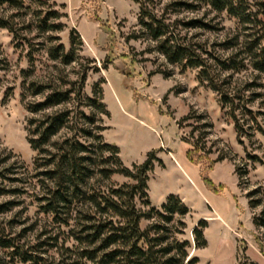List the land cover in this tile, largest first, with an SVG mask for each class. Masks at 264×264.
I'll return each instance as SVG.
<instances>
[{
    "label": "trees",
    "instance_id": "obj_1",
    "mask_svg": "<svg viewBox=\"0 0 264 264\" xmlns=\"http://www.w3.org/2000/svg\"><path fill=\"white\" fill-rule=\"evenodd\" d=\"M138 5V29L127 39H142L148 43L147 52L154 53L165 65H178L182 71L197 69V80L216 93L222 110L231 118L238 141L249 138L253 130L264 133L256 124V115L248 107L262 93L252 92L249 96L231 85L232 75L248 64L258 73H264V22L260 33L245 42L244 57L238 47L237 37L226 39L209 48L203 42L189 35L191 30L212 31L217 27L206 21V14L226 12L242 25L256 23V13L244 0H132ZM42 0H0V28L7 29L14 39L19 38L30 47L31 39L20 35L18 24L31 34L51 33L61 30L56 11L44 9L31 11L33 5H45ZM264 8L260 4L259 10ZM202 17H187L184 14L199 13ZM18 20V21H16ZM19 22V23H18ZM73 34V32H71ZM50 41L56 40L53 35ZM74 44V37L70 36ZM215 46L223 52L218 54ZM48 56L60 64L69 65L76 60L73 48L68 52L59 44L50 46ZM29 59L31 53H29ZM78 59V58H77ZM90 61V60H89ZM88 61V62H89ZM75 80L51 81L31 80L23 84L24 94L40 97L38 101L26 103L30 114H41L27 120V142L36 152L34 166L40 194L35 196L39 212L46 221L39 225L37 219L27 223L10 219L0 222V264H196L197 257L189 255L190 241L178 239L183 233L185 223L182 218L189 212L188 207L174 194H169L159 209L149 207L147 211L137 206L140 201L150 206L148 200L149 173L160 160L150 151L142 163L125 166L116 145L104 142L98 131L104 129L97 123V113L108 114L100 102L101 89L96 85L93 96L83 93L87 72L99 71L92 62ZM109 62L103 60L101 68L107 69ZM30 71L23 72L26 76ZM169 76V72L155 71ZM153 74V73H152ZM228 74V75H225ZM261 86L255 83L245 85ZM253 91V90H252ZM189 113L181 121L192 116ZM194 115V114H192ZM200 122L193 127L198 132L193 141H186L192 148L186 151L187 159L199 166V176L204 186L220 193L223 185L214 184L209 173L215 162L205 150L204 139L212 124L205 114L194 117ZM252 120L254 126L247 125ZM203 121V122H202ZM253 162L264 165L256 157L249 156ZM223 159V158H222ZM0 177H6L8 168L1 167ZM248 171L238 168V178L243 180ZM119 174L128 179L121 184L110 183L111 176ZM17 181L15 178H8ZM97 185V186H95ZM104 186V189L101 187ZM21 190V189H20ZM19 188L6 189L0 183V196L20 192ZM255 196H258L254 198ZM264 190L261 187L246 194L251 209L262 205ZM19 201H0V216L10 212ZM142 220L150 223L142 228ZM257 231L264 235V207L252 218ZM19 229H15L16 226ZM205 226V221H199ZM195 247L201 248L206 241L200 229H193ZM260 235V234H259ZM256 234V244L264 255V239ZM32 240H27L29 237ZM264 238V237H263ZM240 264H253L240 262Z\"/></svg>",
    "mask_w": 264,
    "mask_h": 264
},
{
    "label": "rangeland",
    "instance_id": "obj_2",
    "mask_svg": "<svg viewBox=\"0 0 264 264\" xmlns=\"http://www.w3.org/2000/svg\"><path fill=\"white\" fill-rule=\"evenodd\" d=\"M42 1H46L45 5L35 4L31 11H56L58 19L54 23H60L61 30L51 33L33 30L27 34L18 24L19 34L31 39L30 47L19 38L14 39L7 29L0 28V160L5 159L1 167L9 170L6 177L17 179L10 182L8 178L0 177V183L6 189H21L17 194L0 196V201H19L10 212L0 216V222L14 218L20 221L27 219V223H31L37 219V223L42 225L46 221L35 199L41 193L34 166L36 152L27 142L26 131L27 120L41 114H30L25 105L40 100V97H23V84L31 80L56 84L62 80L73 81L91 67L92 61L100 69L87 72L83 93L92 97L95 85L101 89L100 102L108 111V114L96 115L100 119L97 125L104 127L98 131L102 140L118 147L119 157L125 166L142 163L150 151L161 163L156 162L155 169L149 173L150 206H144L140 201H137V206L143 211L149 207L159 209L169 193L181 191L185 193L189 212L182 218L185 227L177 237L190 241L189 255L198 258L196 264H240L242 261L264 264V255L256 244V234H260L262 239L264 235L252 223L253 216L264 207V197L262 205L255 209L249 207L246 198V194L257 187L264 190V165L248 158L256 156L264 162V133L253 130L249 138L241 137L240 143L231 118L219 106L216 93L198 82L197 69L182 71L178 65H165L156 54L147 52L149 45L146 41L127 39L138 29V5L132 0ZM244 1L256 13V23L242 25L226 12H211L205 19L217 29L191 30L189 35H194L195 40L208 48L237 37V48L242 51L240 57H244L245 42L260 33L258 21L264 22V8L259 10L264 0ZM203 13L184 15L186 18L202 17ZM52 35L57 39L50 41ZM71 35L75 39L74 44L71 43ZM59 44L65 52L73 48L78 59L69 65L50 59L49 47ZM219 48L215 46L216 53L220 55L230 53V50L223 52ZM103 60L109 62L107 69L101 68ZM27 71L30 72L26 76L23 72ZM155 71L169 72L170 75L166 77ZM229 73L232 75L231 85L244 96L252 92L262 93V97L255 98L248 107L255 115L264 113V73H258L248 64L237 72ZM249 83L261 86L244 90L243 87ZM189 113L192 117L181 121ZM198 114H205L212 124L203 141L205 150L209 151L207 156L212 160L220 159L209 173L214 184L223 185L220 193L204 186L199 166L191 163L185 155L192 148L186 141H193L198 135L193 131V127L200 124L194 118ZM254 123L250 119L247 121V125L264 129V115H256ZM180 152L196 168L193 170L203 188L202 193L205 191L208 195L211 207L205 205L203 194L197 195L187 187L180 170L170 163V154ZM165 163L167 168L161 169ZM238 168L248 171L241 181ZM127 181V178L114 174L104 185ZM200 220L205 221V226L199 225ZM149 223V220H142L140 226L144 228ZM19 228L18 225L15 229ZM194 228L201 230L206 241L204 247H195ZM27 240H32V237Z\"/></svg>",
    "mask_w": 264,
    "mask_h": 264
},
{
    "label": "crops",
    "instance_id": "obj_3",
    "mask_svg": "<svg viewBox=\"0 0 264 264\" xmlns=\"http://www.w3.org/2000/svg\"><path fill=\"white\" fill-rule=\"evenodd\" d=\"M174 155L173 154H170V156H171L170 159H169L170 160V163L173 164L177 169L180 170L182 176L186 180L187 187H189V189L193 190L197 195H200V193L203 194L202 197H205V198H203V200L205 201V205L206 206H210L209 201H208V198H207L208 195L205 193V191H204V193H202L203 188L201 187V184L199 182V179H198L195 171L193 170V169H196V168L193 167L186 160L184 154H182L181 152L179 154H174ZM164 166H165L164 168H161L160 166H159V168L166 169L167 168L166 163H165ZM153 170H152V172H153ZM169 194H174V195L178 196L180 198V200L184 204H186V201L187 200L185 198V193H182L181 191H178V192H173V193H169ZM148 196H149V194H148Z\"/></svg>",
    "mask_w": 264,
    "mask_h": 264
}]
</instances>
